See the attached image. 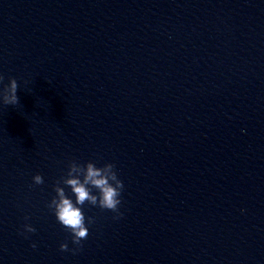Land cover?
<instances>
[{
    "label": "water",
    "instance_id": "obj_1",
    "mask_svg": "<svg viewBox=\"0 0 264 264\" xmlns=\"http://www.w3.org/2000/svg\"><path fill=\"white\" fill-rule=\"evenodd\" d=\"M0 75V264H264V0L3 18ZM71 160L124 184L76 254L46 207Z\"/></svg>",
    "mask_w": 264,
    "mask_h": 264
},
{
    "label": "clouds",
    "instance_id": "obj_2",
    "mask_svg": "<svg viewBox=\"0 0 264 264\" xmlns=\"http://www.w3.org/2000/svg\"><path fill=\"white\" fill-rule=\"evenodd\" d=\"M3 79L4 77L0 75V82ZM17 89L16 79L9 78L8 84L0 88V103L7 106L18 105ZM32 182L34 185H41L44 183V179L40 174H36L32 177ZM60 185L67 186L72 195L68 196L64 187ZM53 188L55 196L48 201L46 207L54 214L56 221L68 230L71 243L74 245L72 249H69L67 243H61L59 249L62 252L70 251L76 254L82 247L81 242L88 238L87 225H91L94 221L92 217H88L86 225V217L82 210L85 204L111 211L115 214L114 219H118L122 215L119 206L124 184L118 178L115 165L112 163H105L103 166L97 167L92 161L80 164L71 160L67 165L66 173L55 181ZM93 189H95V193ZM25 219L28 218L25 217ZM35 231L34 227L26 223L23 225L21 234L34 233ZM30 246L35 248L36 244L32 243Z\"/></svg>",
    "mask_w": 264,
    "mask_h": 264
}]
</instances>
